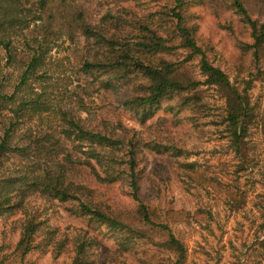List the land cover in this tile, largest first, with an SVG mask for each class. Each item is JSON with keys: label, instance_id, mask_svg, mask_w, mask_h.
I'll return each mask as SVG.
<instances>
[{"label": "rangeland", "instance_id": "rangeland-1", "mask_svg": "<svg viewBox=\"0 0 264 264\" xmlns=\"http://www.w3.org/2000/svg\"><path fill=\"white\" fill-rule=\"evenodd\" d=\"M78 1L86 5L91 16L88 19L92 22L118 6H129L133 13L147 17L150 12L175 4L173 0ZM184 1L191 2L184 9L188 25L194 27L197 44L209 60L235 85L244 87L250 82V102L255 107V114L262 116L254 120L250 129L251 168L237 171L239 159L225 138L224 102L215 89L202 87L198 105L192 109H180L177 106L179 98L164 102L160 110L141 126L134 115L120 107L112 91L103 89L95 78L84 73L82 38H77L76 43L61 40L51 45L45 56V66L38 75L40 79L29 81L17 94L22 96L33 86L38 93H44V101L54 112L30 120L20 119L14 141L27 131L58 135L63 130L59 110H69L75 118H87L89 126L102 120L109 127L120 124L135 131L138 140L155 137L176 145L188 156L174 158L140 149L136 168L139 177L137 195L148 208H157L161 221L168 224L183 242L186 249L183 264H236L239 258L241 264H264V252L254 245L260 235V204L264 199V53L257 58L253 56L249 47L252 44L250 28L233 10L232 0ZM245 4L254 20L264 22V0H245ZM32 30L33 23L21 35L8 36L12 49L19 54L16 59L8 61L3 45H0L2 94H11L20 83L21 58L26 56L25 51L29 52L24 39L30 41ZM159 32L167 36L169 28L159 29ZM163 57L181 62L186 59V52L179 49ZM198 63V59H192L186 68L194 78L203 80ZM6 116L4 112L2 117ZM79 156H82L81 152ZM11 163L13 160L0 169V177L7 174ZM187 163L196 164L194 172L183 166ZM92 184L95 199L103 201L108 209L128 222L134 219L139 202L129 195L126 181L111 185ZM233 190L238 195L237 201L229 198L228 192ZM44 201L35 199L32 203L40 211L43 231L36 235L37 247L22 259L15 252L23 228L22 212L17 210L0 219V264H70L74 239L86 231L95 240L87 252L88 260L93 264H174L176 260L173 254L148 244L145 239L129 241L128 250L120 251V240L127 239V235L88 225L68 212V204L59 201L45 204ZM47 230L55 232V241H64V250L59 257H54L53 247L45 235ZM150 236L154 241L164 238L155 232H150Z\"/></svg>", "mask_w": 264, "mask_h": 264}, {"label": "trees", "instance_id": "trees-1", "mask_svg": "<svg viewBox=\"0 0 264 264\" xmlns=\"http://www.w3.org/2000/svg\"><path fill=\"white\" fill-rule=\"evenodd\" d=\"M173 1L174 6L150 12L147 17L133 13L129 6H118L92 22L88 19L91 16L86 5L78 0H0V37L3 38L0 45L8 61L19 56L12 49L8 36L21 35L33 23L30 41L22 35L29 52H24V60L19 57L23 61L20 83L11 94H2L0 90V118L7 113L0 121V169L13 160L7 174L0 177V219L17 210L22 212L23 228L15 246L20 259L37 247L36 235L43 231L40 211L32 206L35 199H43L45 204L52 201L68 204V212L88 225L127 235V239L120 240V251L128 250L129 241L145 239L148 244L173 254L174 264H183L186 257L183 242L161 221L157 208H148L140 202L136 171L140 149L174 158L188 156L182 148L155 137L138 140L135 131L120 124L109 127L101 120L89 126L87 118H75L69 110H59L63 130L58 135L27 131L14 141L20 119L30 120L54 112L44 101V93H38L33 86L22 96L17 94L29 81L40 79L38 75L45 66V56L51 45L61 40L76 43L77 38L83 39L82 70L95 78L103 89L112 91L120 107L134 115L141 126L164 102L179 98L177 106L180 109H192L198 105L202 87L215 89L224 102L225 138L239 159L237 171L252 167L248 139L251 125L261 115L255 114L250 102V82L244 87L235 85L221 68L214 66L197 44L194 27L188 25L184 9L191 2ZM232 1L235 13L250 28L252 44L249 47L257 58L264 53V22L251 17L245 0ZM166 28H169L167 36L159 32ZM179 49L186 52L184 61L163 57ZM195 58L199 60L203 80L194 78L186 68ZM183 166L194 172L196 164ZM118 181H126L129 195L139 202L131 222L108 209L93 194L92 183L111 185ZM234 193V190L228 192L229 198L237 201L238 195ZM44 209L48 210V206ZM260 212V235L254 245L264 252V199ZM150 232L164 238L154 241ZM45 235L53 247L54 257H59L64 241H55V232L51 230ZM94 241L88 231L79 233L72 245L70 264H93L87 252ZM236 264H241L240 258Z\"/></svg>", "mask_w": 264, "mask_h": 264}]
</instances>
